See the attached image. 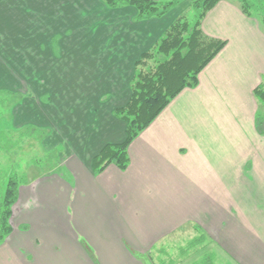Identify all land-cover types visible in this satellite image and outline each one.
<instances>
[{"label":"crops","instance_id":"crops-1","mask_svg":"<svg viewBox=\"0 0 264 264\" xmlns=\"http://www.w3.org/2000/svg\"><path fill=\"white\" fill-rule=\"evenodd\" d=\"M177 13L136 21L134 7L100 0H0V89L17 90L11 71L37 75L50 104L35 125L58 156L55 170L19 185L0 264H150L146 254L189 226L227 264H264V106L254 93L264 87V29L238 0L217 1L201 19L226 44L131 140L128 165L92 168L106 143L124 140L113 111ZM62 58L69 78L47 82L64 74ZM55 88L70 89L69 101Z\"/></svg>","mask_w":264,"mask_h":264},{"label":"trees","instance_id":"trees-1","mask_svg":"<svg viewBox=\"0 0 264 264\" xmlns=\"http://www.w3.org/2000/svg\"><path fill=\"white\" fill-rule=\"evenodd\" d=\"M108 8L115 9L132 6L136 9V21L162 17L173 10L180 0H100ZM219 0H190L194 10L192 18L178 14L157 38L154 45L142 53L135 62V71L131 79V95L127 103L114 109L113 114L125 123V138L119 143H106L92 159L95 172L107 163L113 162L124 169L129 162L127 147L138 133L146 128L169 102L184 88H193L198 83L201 70L222 50L226 41L204 34L200 22L205 13ZM240 9L247 16L254 17L264 29V0H238ZM255 96L264 104V87L254 89ZM0 118L5 117L3 108L21 99V94L12 90L0 89ZM17 101V102H18ZM9 114V113H8ZM11 116V114L9 115ZM261 115H259V118ZM8 119V116L7 118ZM264 118H260V123ZM46 129L28 124L19 129L17 138L7 136L0 129V149L9 151L20 148L18 141L24 136L36 135L39 141L45 136ZM9 146V147H8ZM11 148V149H10ZM55 151H50V159ZM18 183L15 174L10 173L3 192L0 207V242L10 232L9 217L12 205L17 199ZM205 235L197 238L202 241ZM211 256L191 264H212ZM159 264H164L160 262ZM167 264H174L168 262Z\"/></svg>","mask_w":264,"mask_h":264},{"label":"rangeland","instance_id":"rangeland-1","mask_svg":"<svg viewBox=\"0 0 264 264\" xmlns=\"http://www.w3.org/2000/svg\"><path fill=\"white\" fill-rule=\"evenodd\" d=\"M175 8H178L177 15L182 13L188 18H192L194 14V10L190 6V0H180V2L175 7H173V9ZM60 61L61 62L59 64V68L62 71H65L63 72L64 74H62L61 72L59 78H57L58 76H54L50 73L48 74L50 78H48L47 82L54 83L53 81L56 80L67 81V79L69 78L70 74H67L66 58H62L60 59ZM70 67H72V64H70ZM81 67L82 66H76L75 68L78 70L81 69ZM48 70H57V65L54 66V69ZM11 74L15 82L18 83L15 85V88L17 90L13 91L21 94V99L19 101L17 100L18 102H14V104L10 102L9 105H5L3 107L5 108L4 111L6 116L5 120L2 119L4 117L0 118V129L6 131L8 138L13 137V139H15L18 136L19 129L25 127L28 124H36V115H39V112L41 113L42 108H45L44 104H46V108H48L50 104V95L47 90L45 91L43 89L37 88L36 81L38 80L37 78H35L37 76L36 74H24V72H20L18 69L15 71H11ZM83 76L84 74L82 72H78L75 74V77H81V80ZM38 78H42V75ZM50 93H57L56 96L64 98V100L66 101L68 100L67 97L68 94H70V89L55 88L51 89ZM1 97L4 98L6 96L0 95V98ZM51 97L52 100L55 101V95H52ZM174 98L171 100L172 102L174 101ZM172 102H170L171 105ZM186 107H188V109L191 107L193 108L190 102L185 103V108ZM10 111L11 116H9ZM261 113L263 114L264 110H261ZM7 116L8 119H6ZM43 119L44 118H42L43 123L47 124V122ZM210 124V122H204L205 127L209 128ZM66 140L67 139L64 138L63 141L66 142ZM42 141L43 140L41 139L38 141L36 139V135L33 134L31 136H24L20 138V140L18 141V145L20 148H10L11 150L9 151L0 149V207L6 181L10 173L15 174L18 183L23 184L25 182L32 181L38 176L45 175L55 170V166L57 164L56 160L58 156L56 152L52 159H50V156H48L49 152L53 151L50 149L52 148L51 145L53 141L51 140V138H46V140H44V145L42 144ZM9 225L11 226V215L9 217ZM200 236L201 233L191 228L190 226L179 229L168 236L164 240V242L157 244V246L153 250H151L150 253L146 254L145 257L150 264H159V261L164 262V264H167L170 261L174 262V264H191L193 262L201 260L202 257L204 258L205 256H211L213 260L212 264H227V259L225 258V256L218 255L217 252L219 251H217V249L215 250V247H213L214 245L209 246L207 240H205L206 238H204L200 242H197V238Z\"/></svg>","mask_w":264,"mask_h":264}]
</instances>
